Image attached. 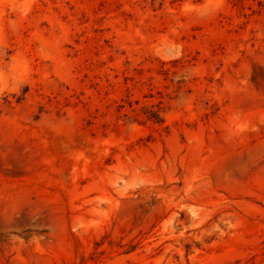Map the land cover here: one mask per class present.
I'll use <instances>...</instances> for the list:
<instances>
[{
	"label": "rangeland",
	"instance_id": "rangeland-1",
	"mask_svg": "<svg viewBox=\"0 0 264 264\" xmlns=\"http://www.w3.org/2000/svg\"><path fill=\"white\" fill-rule=\"evenodd\" d=\"M0 264H264V0H0Z\"/></svg>",
	"mask_w": 264,
	"mask_h": 264
}]
</instances>
